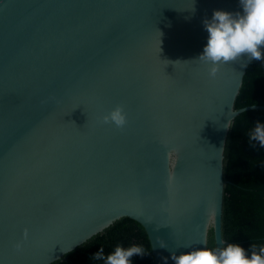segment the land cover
<instances>
[{
    "label": "water",
    "instance_id": "obj_1",
    "mask_svg": "<svg viewBox=\"0 0 264 264\" xmlns=\"http://www.w3.org/2000/svg\"><path fill=\"white\" fill-rule=\"evenodd\" d=\"M215 10L242 12L239 0H0V264H54L122 218L145 229L155 264L206 247L210 227L227 245L223 127L264 105L235 108L254 60L214 79L197 60ZM118 105L123 129L101 122Z\"/></svg>",
    "mask_w": 264,
    "mask_h": 264
},
{
    "label": "trees",
    "instance_id": "obj_2",
    "mask_svg": "<svg viewBox=\"0 0 264 264\" xmlns=\"http://www.w3.org/2000/svg\"><path fill=\"white\" fill-rule=\"evenodd\" d=\"M264 105V60L253 61L237 95L235 108ZM259 122L264 124V109L247 110L233 119L227 134L223 177L222 238L246 251L251 244L264 246V148L250 147L248 134ZM142 246L147 254L132 257V264H155L151 243L145 229L130 218L116 221L103 233L94 236L54 264H103L90 257L102 247L105 256L116 246ZM226 246V245H225ZM206 247L215 248L212 227Z\"/></svg>",
    "mask_w": 264,
    "mask_h": 264
},
{
    "label": "clouds",
    "instance_id": "obj_3",
    "mask_svg": "<svg viewBox=\"0 0 264 264\" xmlns=\"http://www.w3.org/2000/svg\"><path fill=\"white\" fill-rule=\"evenodd\" d=\"M242 12H228L215 10L211 19L203 21L208 33L207 44L197 60L209 65L208 75L215 78L220 67L227 63H235L247 58V61L264 60V0H239ZM194 10V8H193ZM246 66V65H242ZM103 124H112L123 129L127 124V114L120 105L112 109L101 118ZM224 129H230V122ZM256 142L264 148V124L257 122L248 134L250 147L255 148ZM28 238L27 229L24 230L23 239L17 241L13 247L17 252L22 251L23 243ZM161 248L167 247L162 240H158ZM191 247L190 245H182ZM142 246L130 247L116 246L105 256L104 249L94 253L90 259L103 261V264H132V257L146 255ZM164 258V264H167ZM174 264H264V246L251 244L246 251L238 244L229 243L218 248H196L177 255H171Z\"/></svg>",
    "mask_w": 264,
    "mask_h": 264
}]
</instances>
